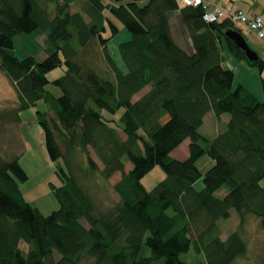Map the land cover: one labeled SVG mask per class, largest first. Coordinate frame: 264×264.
Wrapping results in <instances>:
<instances>
[{
    "label": "trees",
    "instance_id": "trees-1",
    "mask_svg": "<svg viewBox=\"0 0 264 264\" xmlns=\"http://www.w3.org/2000/svg\"><path fill=\"white\" fill-rule=\"evenodd\" d=\"M142 2L0 0V69L19 95L14 120L44 101L53 113L41 111L47 152L65 165L63 183L54 185L60 207L44 215L20 188L29 178L20 156L0 155V264H189L182 254L192 248L204 264H234L248 242L240 228L223 237L218 220L235 210L241 228L251 215L264 233V101L235 84L222 42L261 71L264 59L249 60L226 37L236 28L229 17L206 21L201 5L180 0ZM176 12L190 49L175 39ZM36 29L47 37V56L20 58L15 36ZM61 65L65 72L50 79ZM210 112L230 115L212 137L201 131ZM186 140L189 155L174 157ZM205 153L214 163L204 172L197 162ZM160 165L167 175L148 191L142 178ZM96 172L104 179L121 173L114 186L120 198L109 208L86 185Z\"/></svg>",
    "mask_w": 264,
    "mask_h": 264
},
{
    "label": "rangeland",
    "instance_id": "rangeland-1",
    "mask_svg": "<svg viewBox=\"0 0 264 264\" xmlns=\"http://www.w3.org/2000/svg\"><path fill=\"white\" fill-rule=\"evenodd\" d=\"M146 1L148 2L149 0ZM147 2H142V4ZM72 4V11H75L79 4L76 1ZM115 21L120 26H123L118 20ZM171 21L173 23L172 30L177 42L182 44L186 49L192 48V41H190L189 34L183 28L179 17L173 15ZM121 39L118 36L110 42V45H112L111 50H116V43L121 41ZM224 42L226 43L225 40ZM46 46L47 37L41 29L15 36V49L20 58L33 54L36 56V59L44 60L47 56ZM119 65L122 66L120 61ZM122 67L124 68V66ZM64 72V65H61L51 70L48 77L53 80L59 78ZM47 89L52 90L57 96L61 95V90L52 83L47 86ZM148 89L149 86L137 93L134 99L139 98ZM18 97L19 95L13 83L10 82L7 75L0 69V155L5 158H10L13 155L20 156V162L29 177L26 181L20 183V188L23 190L28 201L37 206L44 215H48L60 207L59 200L55 196L54 185L60 186L63 183L59 169L60 166H65L63 159L52 161L50 155H48L45 144V133L40 123L41 111L45 112L47 110L48 117H51L53 113L48 111V106L44 101H40L34 106L21 110V119L15 121L14 116L20 104L18 103ZM124 110V108H121L117 116H120ZM106 113L108 112L106 111ZM227 115L230 116L229 114ZM218 126L220 125L214 118H208L201 131L212 135V131H215L214 129H217ZM121 135L123 138H126L123 132H121ZM188 146L189 141L187 140L176 148L172 152V155L178 159L185 158L189 155L190 148ZM90 153H92L94 161L102 168L103 163H101L97 154L92 149H90ZM80 158L85 159V155L82 154ZM124 162L126 163V172H128L132 167V163L127 158L124 159ZM213 163L214 159L208 153H205L198 160L197 165L199 169L205 172ZM166 175V171H164L161 165L156 166L142 178V182L147 190L151 191L161 183V180ZM120 178L121 173H118L109 179H104L98 172L91 174L87 178L86 185H88L90 194L93 195L99 206L109 208V206L119 200V194L115 191L114 186ZM226 191V188H221L218 191V195L222 196ZM218 222L222 227L223 237H227V235L240 228L248 242V254L239 257L234 264H257L261 260L262 256H264V233L259 228L258 220L254 216H248L247 222L242 228L240 227L241 221L239 215L235 210H233L231 217L220 219ZM22 246L23 248H27V244H23ZM182 259L189 264H204L205 255L197 253L192 248L188 253L182 254Z\"/></svg>",
    "mask_w": 264,
    "mask_h": 264
},
{
    "label": "crops",
    "instance_id": "crops-1",
    "mask_svg": "<svg viewBox=\"0 0 264 264\" xmlns=\"http://www.w3.org/2000/svg\"><path fill=\"white\" fill-rule=\"evenodd\" d=\"M142 1L145 2L146 0ZM214 3L226 4L234 11L242 9L247 13L258 14L264 17V0H214ZM174 15L179 17L178 12H176ZM182 26L184 28L183 23ZM236 28H238L239 31L243 33L250 47L257 51L259 57L264 59V38H260L256 31L248 28V26L243 23L238 25L236 24ZM222 50L225 67L229 68L230 70L232 69L235 72V84L244 85L246 89L254 94L260 101H264V69L261 71L256 66H251L246 60H238L232 54L231 50L228 49L227 44L224 41L222 42ZM208 118H214L220 125L217 127V129H214L215 131H212V135L206 132V135L209 137H212L221 131L230 119L227 114H222L221 119H218L213 112H210L205 117L203 127L206 124Z\"/></svg>",
    "mask_w": 264,
    "mask_h": 264
},
{
    "label": "built area",
    "instance_id": "built-area-1",
    "mask_svg": "<svg viewBox=\"0 0 264 264\" xmlns=\"http://www.w3.org/2000/svg\"><path fill=\"white\" fill-rule=\"evenodd\" d=\"M180 2L184 5H201L205 9L203 18L206 21L213 22L229 17L235 24L243 23L256 31L260 38H264V17L262 15L247 13L242 9L234 11L226 4H215L214 0H180Z\"/></svg>",
    "mask_w": 264,
    "mask_h": 264
},
{
    "label": "water",
    "instance_id": "water-1",
    "mask_svg": "<svg viewBox=\"0 0 264 264\" xmlns=\"http://www.w3.org/2000/svg\"><path fill=\"white\" fill-rule=\"evenodd\" d=\"M225 35L228 39H232L239 48L245 51L246 56L249 60L257 61V59H259L257 51L250 47L247 39H245V36L241 31L236 28H229V30L226 31Z\"/></svg>",
    "mask_w": 264,
    "mask_h": 264
}]
</instances>
